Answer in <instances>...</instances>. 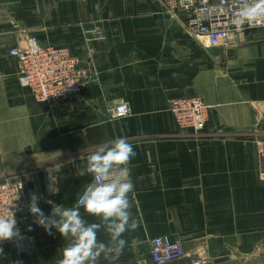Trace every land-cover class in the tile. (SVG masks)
Returning a JSON list of instances; mask_svg holds the SVG:
<instances>
[{"label":"crops","instance_id":"1","mask_svg":"<svg viewBox=\"0 0 264 264\" xmlns=\"http://www.w3.org/2000/svg\"><path fill=\"white\" fill-rule=\"evenodd\" d=\"M29 31L80 59L79 99L37 102L19 83L8 49ZM182 96L211 105L203 129L175 122L169 101ZM120 101L130 111L113 119ZM116 137L137 153L129 167L138 227L117 259L100 264H150L161 235L184 249L167 264H264V28L208 47L160 0H0V180L19 175L26 189L21 236L0 246V264H57L67 241L34 222L30 195L45 215L74 206L92 179L79 168Z\"/></svg>","mask_w":264,"mask_h":264},{"label":"built area","instance_id":"2","mask_svg":"<svg viewBox=\"0 0 264 264\" xmlns=\"http://www.w3.org/2000/svg\"><path fill=\"white\" fill-rule=\"evenodd\" d=\"M160 1L170 11L180 13L187 31L202 38L208 47H226L231 44L235 35L264 28V24L249 26L247 22L238 26L237 17L242 0ZM8 55L16 62L19 83L29 89L37 102L56 104L79 99L85 83L86 69L67 47L43 45L35 34L28 33L22 43L9 47ZM210 108L211 105L198 96L173 98L168 106L177 125L193 131L203 129ZM129 111L128 103L120 101L111 110V118H124ZM259 144L261 156L264 157V140H260ZM92 180L93 177L87 184ZM25 196L26 189L21 176L11 175L0 180V215H9L13 211L20 234V211ZM18 240L3 241L0 246ZM183 256L182 243L168 235L156 236L150 241V264H167ZM202 262L201 259H195L191 264Z\"/></svg>","mask_w":264,"mask_h":264},{"label":"clouds","instance_id":"3","mask_svg":"<svg viewBox=\"0 0 264 264\" xmlns=\"http://www.w3.org/2000/svg\"><path fill=\"white\" fill-rule=\"evenodd\" d=\"M245 22L249 26L264 24V0H242L238 26ZM136 155L134 146L125 137H116L92 150L79 174L90 175L93 180L72 207L56 204L45 215L38 206L40 198L35 193L30 195L28 210L35 217L34 222L49 235L56 229L67 241L57 264H100L101 258L114 261L122 254L128 244L125 233L138 227L132 213L136 194L129 167ZM49 191L55 194L58 190L49 185ZM81 208L95 222L85 219ZM101 231L107 235V242L98 238ZM20 235L15 213L0 215V242L19 239Z\"/></svg>","mask_w":264,"mask_h":264},{"label":"rangeland","instance_id":"4","mask_svg":"<svg viewBox=\"0 0 264 264\" xmlns=\"http://www.w3.org/2000/svg\"><path fill=\"white\" fill-rule=\"evenodd\" d=\"M17 24L16 23H14V25L13 26H16ZM28 30H25V32H27ZM30 32V31H29ZM31 33V32H30Z\"/></svg>","mask_w":264,"mask_h":264}]
</instances>
